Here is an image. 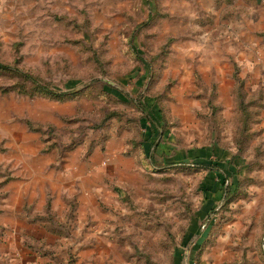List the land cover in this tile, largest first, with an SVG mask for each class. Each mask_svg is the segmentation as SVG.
Wrapping results in <instances>:
<instances>
[{
	"label": "rangeland",
	"instance_id": "1",
	"mask_svg": "<svg viewBox=\"0 0 264 264\" xmlns=\"http://www.w3.org/2000/svg\"><path fill=\"white\" fill-rule=\"evenodd\" d=\"M222 3L0 0V215L48 233L1 226L0 264H264V65L212 54Z\"/></svg>",
	"mask_w": 264,
	"mask_h": 264
},
{
	"label": "crops",
	"instance_id": "2",
	"mask_svg": "<svg viewBox=\"0 0 264 264\" xmlns=\"http://www.w3.org/2000/svg\"><path fill=\"white\" fill-rule=\"evenodd\" d=\"M261 3H264V0H260V3L256 0H223V3L219 7V12H221V14L223 13V22H221L222 27H219L220 29H217V27L214 28V26L216 25L215 23H213V26H209L208 30L206 31V33L208 34L207 45L211 43L210 50L212 54L214 53L216 55L217 59L218 55L216 51L218 50L217 45L219 42L215 40V36L216 34H218L220 37L222 36V55L225 54V51L227 53L226 56L223 57V59H226L227 62H230L232 58L235 61H238L240 67V75L245 76L247 73H249V75L251 76L254 73V77H258V69L262 67V65H264V6L262 7ZM212 5L215 4L211 3L209 5H206V9H209V7ZM208 21L211 22V19H209ZM220 32L222 33V35L220 34ZM209 35L211 36V39ZM214 61L216 60L214 59ZM252 69L253 73L251 74ZM214 71H219L217 65L215 66ZM228 73H230L231 75H237L235 71L232 72L231 70H228ZM261 74L262 76H264V72H262ZM111 169L114 171L118 170L120 169V165L117 163H113L111 164ZM39 179L40 180H38V182L41 183L43 179H41V177ZM19 183V185L23 189L29 186H36V180L33 179V176L28 177L25 174L20 176ZM16 200L18 201V204H6V207H8V209H12V211L4 212L2 213V215H0V254L7 247L6 243L1 241V239L6 237L7 233H10L9 230H3L1 228V226L3 225L10 227V230H13V232L25 234L26 236L30 237L39 238L45 236L44 234L48 235L47 232H43L41 233L42 235H40L41 231L36 230L37 223L35 224L31 221L33 218L30 219L29 217H26V213L30 212L31 210H39L34 209L35 204H31V199L29 198V196L24 194L21 196V198H16ZM27 207H29L27 209V212H24ZM9 255L12 256L13 254ZM34 261V264H46L45 262L48 260L42 262V260H40V257L37 256V259H35ZM211 262L212 264H215L214 261ZM19 264L28 263L25 262ZM202 264L210 263L202 262Z\"/></svg>",
	"mask_w": 264,
	"mask_h": 264
},
{
	"label": "trees",
	"instance_id": "3",
	"mask_svg": "<svg viewBox=\"0 0 264 264\" xmlns=\"http://www.w3.org/2000/svg\"><path fill=\"white\" fill-rule=\"evenodd\" d=\"M144 63V62H143ZM148 67V66H147ZM233 76L234 77H236L235 76V74H233ZM242 82L239 80V79H236V86L238 87V90L239 89H241L242 88ZM237 89V88H236ZM46 94H52L51 92H48V91H46L45 92ZM58 95H60V94H56V96H58ZM125 101H127V97L125 96ZM156 107V108H155ZM156 109L157 110V115H156V113L153 111V110H151V109ZM142 112L145 114V116H143L142 118H141V120H144L145 122H146V124H148V126H149V131H150V134H152V132L153 133H156L157 135L159 134V127L161 126V114H160V108L159 107H157V105L156 106H152V107H149L148 105H146V104H144L143 106H142ZM151 145V144H150ZM143 149H144V147H143ZM145 150V149H144ZM213 155V154H212ZM197 163V165H201V167H204V168H206V169H208V170H217V171H221L220 170V168H219V166H218V163L217 162H215V161H212L211 159L209 160V159H207L206 161H204V162H202V163H198V162H196ZM221 177V176H220ZM225 178V177H224ZM225 199V197H223V199H222V201ZM214 211V208L213 209H210L209 211H208V213H207V215H206V218L205 219H203V220H207L208 221V223H211V221H212V218H210L209 216L211 215V213ZM207 223V224H208ZM206 224V226L204 227V228H207V225ZM203 228V229H204ZM199 233V232H198ZM206 233H207V230H206ZM203 238V237H202ZM202 238H201V240L199 241V243L202 241ZM199 243H198V245H199ZM191 261H189V263H190Z\"/></svg>",
	"mask_w": 264,
	"mask_h": 264
}]
</instances>
